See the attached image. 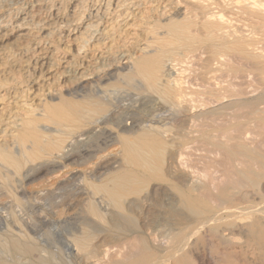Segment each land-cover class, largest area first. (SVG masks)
Returning a JSON list of instances; mask_svg holds the SVG:
<instances>
[{
  "label": "rangeland",
  "instance_id": "374dc122",
  "mask_svg": "<svg viewBox=\"0 0 264 264\" xmlns=\"http://www.w3.org/2000/svg\"><path fill=\"white\" fill-rule=\"evenodd\" d=\"M201 1L202 9L190 6L191 0H0V34H5L0 41V151L19 155L22 146L30 150L32 129L43 142L54 140L60 145L72 142L67 160L61 152V156L56 154L59 147L53 153L44 148L19 172L0 160L1 259L11 264H32L37 256L43 259V264H77V260L62 250L74 236L88 235L92 248L98 244L96 249H109L113 252L110 259L119 260L113 250L122 242L124 228L115 233L111 230L104 211L106 198L101 190L95 189L125 171L140 174L143 171L118 156L117 136L124 134L132 138L146 119L165 110L157 102L159 95L155 92L151 95V90L145 89V79L132 72V67L146 56L147 50L143 48L146 44L153 48L164 45L174 21L188 23L190 33L204 43L195 47L181 42L163 49L162 55H169L176 71L171 78H180L181 84L191 91L188 98L194 102L217 96L225 100L223 108L188 125L191 140L204 142H194L188 148L195 178L201 180L204 170L220 178L225 169L236 171L228 153L218 157L212 152L215 147L208 143L209 135L225 131L264 139V111L251 112L248 108L257 101L264 102V68L254 58V54H264V22L240 12L237 8L240 0ZM177 4L182 9L179 15H174ZM213 15L221 16L222 26L208 31L206 20ZM127 23L132 25L128 27ZM219 32L228 33L227 38L223 40ZM238 43L245 45L244 51L254 57L243 59L235 54L222 61L211 57L212 51L217 53L222 45ZM239 90L243 93L236 95ZM95 99L103 100L110 108L111 124L107 127L115 139L112 137L106 145L98 133L79 135V129L67 131L71 126L66 122L54 124L45 111L41 115L35 110L39 104L45 109L63 100ZM173 121L175 128L179 119ZM27 122L34 128L26 126ZM131 122L135 127L124 133L115 127L117 123L128 126ZM24 135L27 137L21 146L20 138ZM150 191L144 206L160 210L172 206L166 193ZM90 200L105 215L104 220L90 214L87 209ZM14 237L31 242L38 254L27 256L14 248L11 243ZM201 253L205 260L219 258L221 264H248L230 259L206 243L202 244ZM254 253L258 264H264L261 262L264 256L256 250ZM99 257L107 264V256Z\"/></svg>",
  "mask_w": 264,
  "mask_h": 264
},
{
  "label": "bare ground",
  "instance_id": "6f19581e",
  "mask_svg": "<svg viewBox=\"0 0 264 264\" xmlns=\"http://www.w3.org/2000/svg\"><path fill=\"white\" fill-rule=\"evenodd\" d=\"M190 6L203 8L201 0H191ZM237 8L249 18L264 22V0H240ZM181 9L182 6L175 5L174 15H179ZM206 21L208 31L222 26L220 15H213ZM127 25L130 27L132 24L127 23ZM188 26V23L178 24L174 21L169 26L170 37L163 46L153 48L146 44L143 47L147 50L146 56L135 63L133 61L132 72L143 76L142 79H145L146 83L145 89L148 87L146 90H151V95L154 92L157 93L159 96L156 97L154 94L153 97H156L159 106L165 109L159 112L160 114L156 113V116H152L153 118L146 119V123L144 122L145 124L138 128L132 138L124 134L117 136L116 143L119 144L117 148L120 151V154L116 151L118 156L121 155L123 160L142 168L143 171L141 174L133 170L120 172L121 174L114 179H110L111 182L108 181L110 183L100 184L99 189H95L101 190L103 197L106 198L104 211L111 222V230L115 233L119 232L121 227L124 228L123 231L121 230L122 242L118 243L119 245L113 250L117 252L116 256H119L117 258L119 260L110 259L109 255L113 252L109 249H96L98 244H94L95 247L92 248L89 236L84 235L74 236L62 250V253L65 250V254L68 252L70 258L77 260V264H106L102 262L100 254L108 257L107 264H221L219 258L214 260L209 256L210 259L205 260L201 253V246L204 243L215 247L223 255H228L230 259L248 262V264H258L254 250L260 256H264V139L243 134L232 135L225 131L209 135L207 141L215 147L212 152L218 157L228 153V159L233 160L236 171L225 169L226 172L220 178L204 170L201 178L199 177L201 180L195 178L192 171L188 148L194 142H204L199 139L191 140L188 125L192 124V121L203 120L208 114L212 115L223 108L225 100L217 96L214 99L201 98L194 102L190 96L188 98L191 91L181 84L180 78H171L176 71L170 63L169 55H162L163 49L181 42L191 46L196 45L195 47L204 43L202 39L190 33ZM227 34L222 32L219 36L224 40ZM3 36H5L4 33L0 34V41L3 40ZM246 49L245 45L239 43L222 45L219 51L216 50L217 53L212 51L211 57L222 61V59L226 60L225 57L230 58L235 54H239L243 59L255 56L256 62L264 68V54L252 56L251 53L244 51ZM125 62L128 63V60ZM132 78L130 77V80ZM160 85H162L161 88ZM242 93L243 91L239 90L236 95ZM237 102L238 100L235 101ZM262 104L263 106L259 107ZM248 108L251 112L264 111V102L257 101ZM35 110H38L39 114L45 111V116H48L54 124H61L63 121L71 126L68 129L64 127V130L79 129V135L98 133L104 137L105 145L108 141L110 143L113 137L110 127L109 129L107 127L111 122L110 108L103 100L95 99L89 102L63 100L60 104L48 105L45 109H41L39 104ZM175 119L179 121L176 123L177 127L173 128L171 122ZM27 125L29 128H34L30 122H27ZM127 125L117 123L115 127L120 130V133L135 127L132 122ZM32 130L34 133L32 132L30 150L21 145L27 137L24 135L20 138L19 145L22 147H20L19 155L10 151H0V160L3 163L19 172L23 165L34 161L39 152L45 151L44 148L53 153L58 147L56 154L60 155L61 152L63 159L67 160L72 146L71 141L61 145L59 142H52L54 140L43 142L44 139L39 137L35 129ZM43 130L47 129L43 128ZM152 181L158 183L153 184ZM145 187L149 190L145 191ZM158 190L169 196L171 207L160 210L144 206L143 202L147 200L149 191ZM87 209L96 219L104 220L105 215L91 200L87 204ZM160 220L162 222H159ZM164 238L166 241L163 243ZM11 243L14 248L20 249L27 256L38 254V249L31 242L29 244V241L21 242L19 238L14 237ZM2 259L0 258V264H11ZM42 260L35 256L32 264H43ZM261 262H264V258Z\"/></svg>",
  "mask_w": 264,
  "mask_h": 264
}]
</instances>
